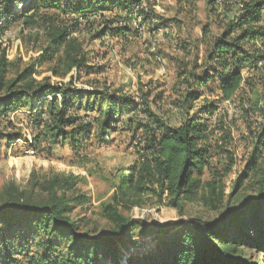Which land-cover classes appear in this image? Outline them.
Listing matches in <instances>:
<instances>
[{
  "label": "trees",
  "instance_id": "trees-1",
  "mask_svg": "<svg viewBox=\"0 0 264 264\" xmlns=\"http://www.w3.org/2000/svg\"><path fill=\"white\" fill-rule=\"evenodd\" d=\"M0 1V30L18 24L22 32L43 31L45 45L40 48L38 66L50 65L53 76L61 79L75 71L77 81L105 70L96 65L99 56L91 57L74 37L78 29H95L92 38L98 41L126 42L138 33L128 23L139 15L144 24L153 19L144 12V0ZM187 1L195 10V1ZM230 1L220 5L219 0H209L208 5L219 10ZM14 3L22 6L20 11ZM237 9L220 35L212 36L204 29L205 41L210 40L204 64H186L177 74L183 89L171 105V114L149 100L151 92L138 102L99 81L92 83L91 92H85L74 87L73 77L56 85L50 77L38 80L33 65L19 69L0 47V148L2 138L8 147L17 141L20 134L7 131L15 128L13 115L23 110L31 111L24 115L34 134L28 144L31 149L39 150L46 143L49 153L67 146L78 154L93 139L101 146L121 133H131L139 147L134 166L118 176L111 202L102 205V215L111 227L107 232L98 233L89 228V222L73 218L76 207L88 202L84 196L68 197L79 182L74 176L57 174L43 183L35 180L29 190L7 188L0 205V244L6 264H125L128 239L145 225L126 212L140 207L145 196L177 209L182 220L167 230L158 229L156 250L143 264H264V170L258 175L255 197L238 207L228 204L214 219H185L186 202L219 209L224 178L236 163L230 156L231 165L224 173L210 166L214 150L229 153L220 141L229 138L230 130L215 120L221 104L242 98L245 118L258 117L259 132L248 167L260 171L258 161L264 155V92L251 109L244 95L260 85L264 88V78L261 83L251 78L260 75L264 61V0H239ZM181 13L183 8L178 10ZM175 21L158 19L155 27L171 30ZM182 48L187 50L186 45ZM210 85L219 89L211 103L202 101ZM206 173L208 181L203 180ZM17 231L21 237L29 231V238L21 241L35 243L38 254L16 246L13 237ZM41 236L43 240L38 242Z\"/></svg>",
  "mask_w": 264,
  "mask_h": 264
},
{
  "label": "rangeland",
  "instance_id": "rangeland-1",
  "mask_svg": "<svg viewBox=\"0 0 264 264\" xmlns=\"http://www.w3.org/2000/svg\"><path fill=\"white\" fill-rule=\"evenodd\" d=\"M194 1L195 10H191L187 0L144 1V12L146 13L145 9L151 12L150 16L153 19L176 20L170 27V33L164 36L156 29L153 19L146 24L139 23L136 19L128 23L130 28L135 31L137 29L138 33L126 42L108 38L98 41L92 38L95 29L88 31L85 26L78 29L74 37L83 43L91 57L99 56L96 65L105 68L102 74L82 77L79 81L75 71L61 79L53 76L50 65L38 66L42 56L40 48L45 45L43 31L22 32V27L15 24L11 29L0 30V47L6 50L8 61L16 62L19 69L33 65L38 80L50 77L51 83L56 85L68 83L73 77L74 87L85 92H91L92 83L99 81L112 91L120 90L133 96L138 102L141 97L151 92L149 100H155L163 112L171 114L173 112L171 105L183 89L177 81V74L184 71L186 64L190 66L192 63L198 66L204 64L210 43L209 38L205 41L204 29L209 30L212 36L220 35L239 8V0H231L219 10L209 6V0ZM16 7L18 12L22 6ZM156 8H160L164 13H159ZM182 8L183 13L178 14V10ZM38 32L40 34L36 36ZM185 45L187 50L182 48ZM261 51L264 54V47ZM260 66H262L260 75L251 77L255 83H261L260 79L264 78V61ZM11 71L13 76L14 71ZM209 88L204 91L202 101L207 100L211 103L216 100L219 89L216 85H210ZM263 89L260 85V88L248 90L244 94L247 96L245 103L250 109L258 100L259 93L264 92ZM160 94L162 97L157 100ZM244 105L242 98L241 101L237 99L223 103L215 118L216 122L221 120L230 130L227 141H220V145L229 153H224L220 148L214 150L210 166L224 173L231 165L230 156L236 161L231 172L224 178V198L219 209L204 207L199 202H186L185 219H214L222 214L228 204L238 207L247 199L256 196L260 179L258 175L264 170V155L258 161L260 171L256 173L248 167L251 165L259 125L257 116L245 118ZM26 113L31 114V111L23 110L13 115L15 128L7 131L20 134L17 141L8 147L7 141L1 139L0 205L7 188L12 186L23 191L29 190L35 180L43 183L57 174L74 176L79 182L75 191L70 192L68 197L84 196L88 202L82 207H76L73 218L89 222V228L97 230L98 233L107 232L111 227L102 215V205L111 202L113 186L119 182L118 176L134 166L138 157L139 147L136 141L131 139V133L112 136L113 142L101 146L93 139L85 150L78 154L73 153L67 146L56 147L49 153L47 151L49 146L46 143L39 150L28 146L34 134L31 123L25 119ZM172 120L173 124L176 123V118ZM219 137H223L221 133ZM209 178L208 173L203 176L204 181H208ZM131 201L134 203L136 200L132 198ZM140 203V207H135L132 212H126L136 220H143L145 225L136 228L128 239L127 252L124 253L125 264H143L147 255L153 254L156 250L157 239L160 238L158 229L167 230L182 220L177 209L169 207L166 203H159L154 197L145 196ZM23 235L21 237L18 231L14 235L16 246H23L31 255L38 254L35 243L21 241L23 238H29V231ZM42 240V236L38 238V242ZM5 256L6 253L0 244V264H6ZM261 256L262 254L257 258L261 259Z\"/></svg>",
  "mask_w": 264,
  "mask_h": 264
},
{
  "label": "built area",
  "instance_id": "built-area-1",
  "mask_svg": "<svg viewBox=\"0 0 264 264\" xmlns=\"http://www.w3.org/2000/svg\"><path fill=\"white\" fill-rule=\"evenodd\" d=\"M224 1H226V0H219V2H218V4H223V2ZM144 9V8H143ZM156 10L159 12V13H164V11H162L160 8H156ZM145 11H146V13H148L149 15H151V12H148L146 9H145ZM136 20H138L139 21V23H142V15H139V16H137V19ZM153 21H154V23L155 24H157L158 23V20L157 19H153ZM127 24V23H126ZM125 24V25H126ZM154 24V25H155ZM157 29V28H156ZM157 30H159V32H160V34L162 35V36H164V35H168L169 33H170V30L169 29H157Z\"/></svg>",
  "mask_w": 264,
  "mask_h": 264
},
{
  "label": "crops",
  "instance_id": "crops-1",
  "mask_svg": "<svg viewBox=\"0 0 264 264\" xmlns=\"http://www.w3.org/2000/svg\"><path fill=\"white\" fill-rule=\"evenodd\" d=\"M145 1V0H144ZM238 13V12H237ZM234 16H236V14H234L233 16H232V18L234 17Z\"/></svg>",
  "mask_w": 264,
  "mask_h": 264
}]
</instances>
